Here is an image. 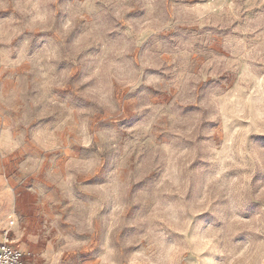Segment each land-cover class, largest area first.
<instances>
[{
    "label": "rangeland",
    "instance_id": "374dc122",
    "mask_svg": "<svg viewBox=\"0 0 264 264\" xmlns=\"http://www.w3.org/2000/svg\"><path fill=\"white\" fill-rule=\"evenodd\" d=\"M31 264H264V0H0V234Z\"/></svg>",
    "mask_w": 264,
    "mask_h": 264
},
{
    "label": "built area",
    "instance_id": "2783aa9c",
    "mask_svg": "<svg viewBox=\"0 0 264 264\" xmlns=\"http://www.w3.org/2000/svg\"><path fill=\"white\" fill-rule=\"evenodd\" d=\"M0 264H26L19 247L12 242L9 232H4V241L0 242Z\"/></svg>",
    "mask_w": 264,
    "mask_h": 264
},
{
    "label": "crops",
    "instance_id": "0c3cea01",
    "mask_svg": "<svg viewBox=\"0 0 264 264\" xmlns=\"http://www.w3.org/2000/svg\"><path fill=\"white\" fill-rule=\"evenodd\" d=\"M4 241V234H0V242H3ZM12 242H14V244L15 245H17L18 247H19V249H20V246L14 241V240H12ZM20 251H21V249H20ZM21 253H22V251H21ZM23 254V253H22ZM24 261H25V263L26 264H31L28 260H26V259H24Z\"/></svg>",
    "mask_w": 264,
    "mask_h": 264
}]
</instances>
